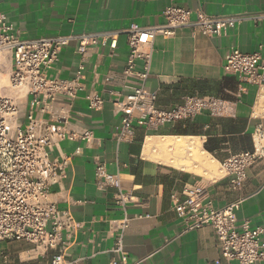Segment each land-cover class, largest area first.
<instances>
[{
    "label": "crops",
    "instance_id": "obj_1",
    "mask_svg": "<svg viewBox=\"0 0 264 264\" xmlns=\"http://www.w3.org/2000/svg\"><path fill=\"white\" fill-rule=\"evenodd\" d=\"M210 15L264 11V0H4L0 2L22 38L67 33L124 31L132 23L160 24L169 5ZM194 16V13H193ZM264 45V21L237 24L221 36H207L189 28L173 36L158 35L147 89L158 95L157 104L170 108L187 95L221 96L229 111H208L193 119L168 123L159 128L135 126L131 141L118 144L122 114L116 113L110 91L120 84L105 82L109 71L120 72L129 53L127 36H119L115 52L110 45L91 46L85 60L87 90L105 99L101 110L88 107L86 91L74 102V122L89 128L92 143L63 140L56 155L73 154L68 176L55 185L51 199L68 209L80 228L66 250L77 264H110L111 251L123 233L130 263L137 264H227L221 256L211 225L184 230L174 209V194L182 196L188 183L206 186L215 207L241 201L238 221L264 225V157L247 169L240 189L223 178L220 163L230 155L253 150V134L264 130V89L241 84L223 65L232 48L254 52ZM76 41L64 47L50 74L73 77L82 61ZM124 93L127 90H122ZM79 148V149H78ZM102 160L112 173H120L123 189L133 196L125 206L117 202L116 189L97 187L96 161ZM128 226L123 230L124 220ZM0 242V264H45L47 258H31L30 244L11 246ZM12 242V241H10ZM14 242V241H13ZM20 247L21 250H16ZM264 264V262L260 263Z\"/></svg>",
    "mask_w": 264,
    "mask_h": 264
},
{
    "label": "built area",
    "instance_id": "obj_2",
    "mask_svg": "<svg viewBox=\"0 0 264 264\" xmlns=\"http://www.w3.org/2000/svg\"><path fill=\"white\" fill-rule=\"evenodd\" d=\"M4 0H0L2 2ZM194 13V16H193ZM160 24L132 23L124 31L67 33L38 38H22L7 14L0 9V242H25L31 258H47L45 264H77L66 257V250L80 228L68 209L51 199L53 188L68 176L73 154L61 152L63 140L92 143L89 128L74 122V102L79 92L92 110L103 109L106 99L84 83L85 60L91 46L110 45L115 52L119 36H127L129 47L126 65L120 72L109 71L105 82L118 83L121 91H110L114 111L122 114L121 125L114 134L118 144L131 141L135 126L159 128L168 123L193 119L203 111L220 115L229 111L221 96L187 95L173 107L157 104L158 95L147 89L151 74L155 39L173 36L189 28L207 36H221L237 24L264 21V11L210 15L198 8L193 11L169 5ZM76 41L82 61L73 77L50 74L59 61L61 50ZM225 72L238 76L241 84L264 89V45L254 52L232 48L223 65ZM264 95H261L262 97ZM253 150L230 155L220 163L219 171L233 189H240L247 169L264 157V130L255 128ZM79 149V148H78ZM61 150V149H60ZM95 178L100 189H116L117 202L132 201L123 189L120 173H112L102 160L96 161ZM174 209L184 223V230L211 225L218 239L221 256L227 264L264 262V225L251 220L238 221L241 201L223 207L214 206L206 186L188 183L182 196L174 194ZM124 220L123 230L128 226ZM123 233L111 251L117 255L110 264L130 263Z\"/></svg>",
    "mask_w": 264,
    "mask_h": 264
},
{
    "label": "rangeland",
    "instance_id": "obj_3",
    "mask_svg": "<svg viewBox=\"0 0 264 264\" xmlns=\"http://www.w3.org/2000/svg\"><path fill=\"white\" fill-rule=\"evenodd\" d=\"M7 243H9L11 246L20 244V242H7ZM16 250H21V248L17 247Z\"/></svg>",
    "mask_w": 264,
    "mask_h": 264
}]
</instances>
